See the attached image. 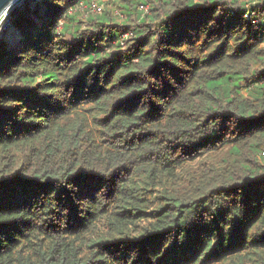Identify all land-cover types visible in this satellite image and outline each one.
Returning a JSON list of instances; mask_svg holds the SVG:
<instances>
[{"label":"trees","instance_id":"1","mask_svg":"<svg viewBox=\"0 0 264 264\" xmlns=\"http://www.w3.org/2000/svg\"><path fill=\"white\" fill-rule=\"evenodd\" d=\"M36 1L0 37V264H264V0Z\"/></svg>","mask_w":264,"mask_h":264},{"label":"rangeland","instance_id":"2","mask_svg":"<svg viewBox=\"0 0 264 264\" xmlns=\"http://www.w3.org/2000/svg\"><path fill=\"white\" fill-rule=\"evenodd\" d=\"M100 4L103 8L104 5L109 3L111 0H101ZM146 6L150 9L151 0H144ZM69 2H67L68 4ZM111 4V2H110ZM31 7L29 14L35 13L36 9L43 8L42 5H39L36 0H15L1 15H0V37L5 38L10 44L18 43L21 35L20 31L16 25H14L15 18L19 14L20 10L25 7ZM85 9L86 6H85ZM93 10V9H92ZM150 11V10H149ZM116 12H119L116 9Z\"/></svg>","mask_w":264,"mask_h":264},{"label":"built area","instance_id":"3","mask_svg":"<svg viewBox=\"0 0 264 264\" xmlns=\"http://www.w3.org/2000/svg\"><path fill=\"white\" fill-rule=\"evenodd\" d=\"M247 7H248V11L245 13V16L250 18L254 23L258 22L257 11L255 9H252V7L249 4L247 5ZM92 8L93 10L96 11L102 10V6L99 5L97 2L92 3ZM140 8L145 12H149V8L148 6H146V4H141Z\"/></svg>","mask_w":264,"mask_h":264},{"label":"water","instance_id":"4","mask_svg":"<svg viewBox=\"0 0 264 264\" xmlns=\"http://www.w3.org/2000/svg\"><path fill=\"white\" fill-rule=\"evenodd\" d=\"M15 0H0V15L14 2Z\"/></svg>","mask_w":264,"mask_h":264}]
</instances>
